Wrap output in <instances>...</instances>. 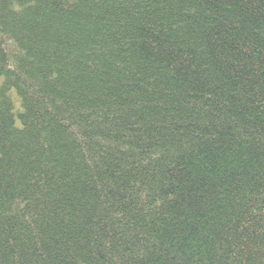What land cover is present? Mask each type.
<instances>
[{
  "label": "trees",
  "instance_id": "16d2710c",
  "mask_svg": "<svg viewBox=\"0 0 264 264\" xmlns=\"http://www.w3.org/2000/svg\"><path fill=\"white\" fill-rule=\"evenodd\" d=\"M0 264H264V0H0Z\"/></svg>",
  "mask_w": 264,
  "mask_h": 264
}]
</instances>
